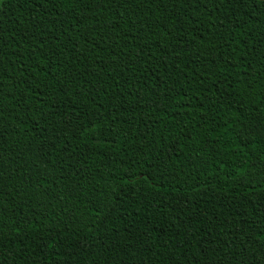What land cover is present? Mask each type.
Wrapping results in <instances>:
<instances>
[{
    "label": "trees",
    "instance_id": "trees-1",
    "mask_svg": "<svg viewBox=\"0 0 264 264\" xmlns=\"http://www.w3.org/2000/svg\"><path fill=\"white\" fill-rule=\"evenodd\" d=\"M0 264H264V0H0Z\"/></svg>",
    "mask_w": 264,
    "mask_h": 264
}]
</instances>
